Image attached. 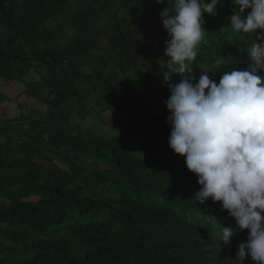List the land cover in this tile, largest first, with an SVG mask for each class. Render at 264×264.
Masks as SVG:
<instances>
[{
	"label": "trees",
	"instance_id": "1",
	"mask_svg": "<svg viewBox=\"0 0 264 264\" xmlns=\"http://www.w3.org/2000/svg\"><path fill=\"white\" fill-rule=\"evenodd\" d=\"M167 7L0 0V76L25 82L49 115L0 123V264H234L217 235L227 210L196 198L197 176L168 145L164 101L182 77L165 83L159 64ZM234 9L221 0L204 14L197 79L199 67L218 83L251 63L252 37L229 28ZM31 72L40 80L25 81Z\"/></svg>",
	"mask_w": 264,
	"mask_h": 264
},
{
	"label": "clouds",
	"instance_id": "2",
	"mask_svg": "<svg viewBox=\"0 0 264 264\" xmlns=\"http://www.w3.org/2000/svg\"><path fill=\"white\" fill-rule=\"evenodd\" d=\"M220 3L168 0L169 7L160 13L169 35L168 59L159 61L163 80L182 77L168 85L170 96L164 101L170 113L168 145L197 176L196 198H211L227 210L226 226L216 222L217 235L234 264H264V0H233L238 10L229 17V28L252 37L247 43L251 63L246 70L219 71L217 83L209 76L217 72L199 67L197 79L192 65L198 48L208 43L204 14L217 15ZM216 63L222 66L226 60L219 56Z\"/></svg>",
	"mask_w": 264,
	"mask_h": 264
},
{
	"label": "crops",
	"instance_id": "3",
	"mask_svg": "<svg viewBox=\"0 0 264 264\" xmlns=\"http://www.w3.org/2000/svg\"><path fill=\"white\" fill-rule=\"evenodd\" d=\"M27 79L26 77L25 81ZM40 105L42 104L35 97L28 94L25 82L8 81L0 76V123L8 120H18L20 118L26 120L31 115L35 116L36 119L38 118L36 114L41 108ZM42 113H46V111ZM39 117L41 118L40 115Z\"/></svg>",
	"mask_w": 264,
	"mask_h": 264
},
{
	"label": "rangeland",
	"instance_id": "4",
	"mask_svg": "<svg viewBox=\"0 0 264 264\" xmlns=\"http://www.w3.org/2000/svg\"><path fill=\"white\" fill-rule=\"evenodd\" d=\"M32 75V76H31ZM28 79H27V81H28V83H30V82H32L33 80H36L37 79V76H36V74H35V72H32V73H30V75L28 74L27 76H26ZM30 77V78H29ZM39 80H40V78H38ZM37 79V80H38ZM24 84V83H23ZM41 107V108H40ZM40 109L38 110V112H37V116L36 117H38V118H36V120H43V119H47L48 118V110L46 109V106H42V105H40ZM44 111H46V113H42V112H44ZM39 115L41 116V118L39 117ZM87 118H84V117H81L79 120H78V122L79 123H81V122H83L84 121V123H82V126L85 124V122H87ZM89 122L91 123V121L89 120ZM84 128H86V126H84ZM48 139L49 140H54V138H52V137H48ZM5 142L6 143H9L10 142V138H6L5 139ZM10 144V143H9Z\"/></svg>",
	"mask_w": 264,
	"mask_h": 264
}]
</instances>
